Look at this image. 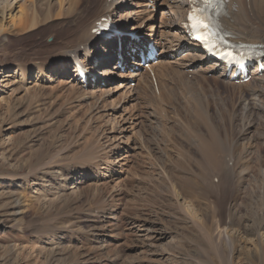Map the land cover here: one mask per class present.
Listing matches in <instances>:
<instances>
[{"label":"rangeland","instance_id":"obj_1","mask_svg":"<svg viewBox=\"0 0 264 264\" xmlns=\"http://www.w3.org/2000/svg\"><path fill=\"white\" fill-rule=\"evenodd\" d=\"M11 2L17 16L3 19L7 37L0 42V264H264V82L232 87L191 70L194 56L179 51L183 45L173 37L172 0H142L150 5L143 23L152 26V41L164 45L156 56L163 60L159 95L145 80L137 86L135 76L144 69L135 60L123 59L115 69L110 49L94 51L111 63L104 77L127 81L130 90L125 95L103 84L111 88L108 96L95 90L74 100L62 87L63 78L73 76L70 63L59 72L50 61L42 73L29 66L57 47L50 28L12 22L22 12L31 18L37 0ZM57 11L43 8L38 20ZM201 96H212L208 123L197 106ZM89 145L96 152L86 154ZM223 155L235 159L239 176L217 194L207 180L217 186L212 174ZM106 156L115 159L111 166ZM220 224L232 252L226 242L213 247L206 237Z\"/></svg>","mask_w":264,"mask_h":264},{"label":"bare ground","instance_id":"obj_2","mask_svg":"<svg viewBox=\"0 0 264 264\" xmlns=\"http://www.w3.org/2000/svg\"><path fill=\"white\" fill-rule=\"evenodd\" d=\"M79 1H81V3L79 4V9H78L77 3ZM116 1L117 0H108V1L107 0H54V2H52L50 0H37V2H36L37 6L34 5L36 7L34 9L35 10L34 14L31 18H28L27 14L26 13L24 14V12H22V16L21 17L18 16L17 20L16 21L13 20L12 22H13V24H17V26H23V29H27V28L33 29L34 27H36L37 23H42V22H43V24L45 23L44 26H46L47 29L50 28V30H51L50 32L53 36V38L51 40L52 45L55 46L57 43V47H55L52 51H49V52L47 51V53L43 56V59H42V57L37 58V59L35 58L33 61H31L29 66H31V64L35 65L37 68V72L39 71L42 73L43 72L42 68L44 66L49 65L47 63L53 62L52 68L54 69V71L59 72L58 70L62 71V69L65 66V63H67L69 59H71L72 62L75 59L76 62L83 64L87 69H90V71L92 70L91 71L92 73L85 80V82L88 81V83H89V84L87 83V85H86L87 87L80 86L78 84V82L75 83V77H74L75 76V64L74 63H73V68L71 70L73 72L74 76H72V75L67 76L65 78V80L63 78L62 87H65L73 95L74 100L78 99L79 97L81 98L82 97L81 94L84 95V93H85V95L86 94L87 95L93 94L95 90H98V91L100 90V92H102V93L105 92V95L108 96L110 93V89L113 88V91H114V89H116L117 87L123 88L125 90L124 94L127 93L131 88V85H129L127 81H118V80L110 79V78H109V80H107V78L104 77L106 72H107L105 69L111 63H110V61L105 62L102 59L99 60L98 59V53H94V51H96V50H97L96 52L106 51V52L110 53V44H113V46L120 48V46H122L123 41L128 36L134 35L135 37L138 38L139 35H144V36H148V38L152 39L153 34H152V26L149 24L143 23V17H145L143 15L146 12L147 7H146V4L142 3V0H127L126 3H124L123 6H121V7L117 6L118 2H116ZM119 1L122 2L123 0H119ZM172 2H173V5L171 6L172 7L171 9H172V13H173L174 18H176L175 22L177 23L173 26V30H174L173 37H177L178 41L182 40V43H184L185 39L188 40V37L186 36L185 28H184L183 22H182V17H183L184 11L187 9L188 6H186L185 0H172ZM227 5H228L227 14L225 17H223L222 21H223V27L229 32V34L232 36H235L237 39H240V40H246L248 38L249 40H251L255 43H260V44L264 45V0H229ZM30 6L32 7V5H30ZM53 6H56V10H58L55 13L54 18L51 16V14H48L44 20H42L43 17H41V19L38 20L40 18V17L38 18V13L41 11V9L46 8L48 10V13H50L49 11H50V9L53 8ZM122 8H124L123 9V11H124L123 12V19H122V21H119V19H118V18H120L119 17L120 16L119 11ZM14 12H15L14 6H13V3L11 2V0H1V3H0V23H1L0 24V38H1V40H0V42H2V43H4V41L7 37V35H6L7 29L2 25L3 19L5 18L6 15L10 16V18H15L17 15L16 14L14 15ZM70 14H72L71 20H68L64 17V15H70ZM145 14H147V13H145ZM106 15H108L111 18V21H114L116 24L119 23L120 27L124 28V29L122 30L121 28H119L122 30V33L119 31V34H121V35H117L113 38H109L108 40H103L101 43L100 40L92 38L90 31L93 27V24H92L93 21L98 19L101 16H106ZM61 16L64 17L65 19H62L61 21H56L59 18L61 19ZM128 16H130V19L126 20V18ZM26 17H27V19L24 20V18H26ZM124 21H125V23H122ZM39 28H42V27H39ZM138 29H140L141 31L136 33L137 32L136 30H138ZM147 32H150V33H147ZM143 39H144L143 37H140V40H143ZM115 40H117V41H115ZM111 41H113V42L111 43ZM158 41H159V39H157V41H155V42L158 43ZM159 43H160V41H159ZM47 44H49V41L46 39L45 45H47ZM90 44H93V46L91 47V49L88 50V46ZM160 45H161V43H160ZM48 46H50V45H48ZM178 50L179 51L187 50V51L191 52V55L194 56V59H192V61H194V64L190 67V69L197 72V73H200V74L204 73V72L210 73V75L212 77L211 80L213 82H215L216 79H220L221 82H223L227 86H232V87L234 86V87H239V88H246L247 86H251V85L258 83V82H260V83L264 82V69L262 71H258V66H256L253 69V71H250L251 72V78L247 81V83H243L239 80L238 81H235V80L231 81L229 79V76L226 75L224 67L223 66L217 67V64H216V66H214V64L211 61L208 62L205 59L204 54L201 52V50L195 44L188 45L187 43H185L182 46V48H178ZM128 51H129V45L124 48L123 53L121 51H119V52H117V54L123 60L124 53L128 52ZM88 53H91L93 56L89 55ZM148 61H150V59ZM262 61H263V66H264V56L262 57ZM160 63H161L160 59H158V61H156L154 64H152L150 66L147 65V71L146 72L141 71L137 75L138 81L139 80H145L146 84H148V80H149V82L151 81V77L149 76V71H151L153 73L154 79L156 80L155 83L157 84L156 87L158 89V95L161 91L160 90V84L162 83V82H160V79H161L160 74L161 73L159 72V70H160L159 68H161L163 66L159 67ZM98 65L104 66L103 69H100V71L97 72L99 74V77L96 76V74H95L96 72L93 71V69H95L96 66H98ZM17 66H18L17 70H18V72H20V74L22 72H24V70L22 71V67L20 65H17ZM162 69H161V72H162ZM126 70L128 71L129 69L127 68ZM62 73L66 74V72H62ZM113 73H115V74H113L114 76L120 75V73H118V72H113ZM130 73L132 74V72H130ZM158 73H159V76H158ZM182 73H184V74L185 73H191V71L190 72L185 71ZM124 75H122V76H124ZM201 79L203 81L207 80L205 78V76H202ZM103 84H104V86H107V85H108V87L111 86V88L110 89L107 88L109 90H105L104 87L102 86ZM137 86H139V83L137 84ZM84 88H86V89H84ZM150 89L154 95H157L156 92H154L153 86ZM254 91H256V90H254ZM65 92L67 93V91H65ZM263 92H262V94H263ZM155 97L158 98L160 96H158V97L155 96ZM208 97L209 96H207V98ZM207 98L206 97L203 98V96H201L200 99L198 98L200 102L198 101L199 103L197 104V106L200 107V109H202V111L199 110L201 112V116H202V114L205 115V117H204V115L202 116V118L204 117L203 118L204 122H206L210 116L208 114V106L211 102L212 96H210L209 99H207ZM251 98H253V97H251ZM113 102L111 101L110 104L112 105ZM95 104H96V101L94 102L93 106ZM97 106L98 105H95L94 109H96ZM115 109H116V107L113 108V110H115ZM200 112H199V114H200ZM111 113H112L111 114V117H112L111 127L113 128L114 123H117V121L115 120V116H113L114 112H111ZM192 113H194V112H192ZM246 114L247 113H245V115H243L244 118H245V116H247ZM88 116H90V115H88ZM201 116H199V118L198 117L197 118L200 119ZM244 118H243V120H244ZM247 120L248 119H246V122H247ZM248 122H250V121H248ZM193 123H194V121H193ZM206 123H208V121ZM195 124H197V123H195ZM207 125H209V124H206L205 126H207ZM202 126H204V125H202ZM183 127L185 128V126H183ZM213 128H214V126H213ZM206 129H207V127H206ZM183 131H184V129H183ZM120 132H122V131H120ZM210 132H211V130H210ZM201 134L202 133H197L196 136L198 139L201 138L203 140V136ZM196 136H194V137H196ZM213 137L211 136V138H213ZM126 139H128V136H126ZM194 141H198V140H194ZM143 143H144V139L139 145L142 146ZM118 146L119 145L115 143L113 149L117 150ZM86 147L87 148L85 150L88 149L86 154L91 153V152H96V151H93L95 146L89 145ZM143 148H144V146H143ZM110 150H111V148H110ZM98 152H101V151H98ZM222 152H223V150H222ZM116 153H115L116 155L114 156V158H116L117 156L120 155L119 151H116ZM93 154H92V156H93ZM89 155L91 156V154H89ZM213 155H214V153H213ZM80 156H81V154H80ZM230 156H232V155H230ZM114 158L113 157H110V158L107 157L105 162H107L111 166V164L115 160ZM218 159H219V161H218L219 164L216 165V168L214 169V173L212 174V178L216 177L218 179L217 186H215L213 184V183H217V182H212L213 180H211V182H209V180L206 179L208 185L213 187L211 190H213V192H215L217 194L222 193V192L224 193V191L228 188L229 184L233 183L237 179V176H239V174L237 173L239 169L237 170V172L235 170V168H236L235 167V165H236L235 159H232V158L230 159V158L226 157V155H223ZM93 161H95V160H93ZM237 161H239V160L237 159ZM90 163H92V162H90ZM213 163H215V159H214ZM239 163H240V161H239ZM218 188H220V191L217 190ZM177 193H179L177 195V197L179 198V196L182 195V193L181 192H177ZM179 203H180V201H179ZM200 226H202V224H200ZM200 226H199V228H200ZM202 228H203V226H202ZM201 232H202V234L205 235V231L203 229ZM206 237H208L210 243L213 244V247L218 245V244H221V242H223V243L226 242L227 246L230 249V252H232V247H233L232 238L227 236L226 227L224 225L220 224V226H217L215 228L214 233L211 235H210V233L207 232ZM157 238H159V237H157ZM226 251H228V250H226Z\"/></svg>","mask_w":264,"mask_h":264},{"label":"snow or ice","instance_id":"obj_3","mask_svg":"<svg viewBox=\"0 0 264 264\" xmlns=\"http://www.w3.org/2000/svg\"><path fill=\"white\" fill-rule=\"evenodd\" d=\"M188 19L191 21L193 20V16L192 15H189ZM192 28L193 29H196V30H199L201 28H207V25L206 24H203L202 22H195L192 24ZM196 39L199 40L200 39V36L197 35L196 36Z\"/></svg>","mask_w":264,"mask_h":264}]
</instances>
